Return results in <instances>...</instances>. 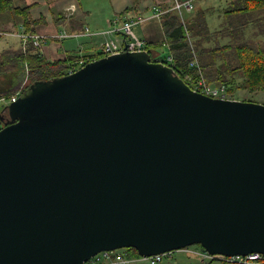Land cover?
<instances>
[{
  "label": "water",
  "instance_id": "water-1",
  "mask_svg": "<svg viewBox=\"0 0 264 264\" xmlns=\"http://www.w3.org/2000/svg\"><path fill=\"white\" fill-rule=\"evenodd\" d=\"M155 58L108 54L2 105L0 264L264 256V104L203 94Z\"/></svg>",
  "mask_w": 264,
  "mask_h": 264
},
{
  "label": "trees",
  "instance_id": "trees-1",
  "mask_svg": "<svg viewBox=\"0 0 264 264\" xmlns=\"http://www.w3.org/2000/svg\"><path fill=\"white\" fill-rule=\"evenodd\" d=\"M239 7L228 12L234 19L229 20L231 28H218L210 31L206 23V16L198 12L194 16H185V27L180 16L175 12H166L159 18L163 29V38L156 41H146L144 49L155 57L163 42L167 43L172 56L174 70L180 78L192 88L200 78V73L208 84H223L231 94L237 89L250 92L264 91V39L245 38L246 28H232L249 23H262L264 20V0H237ZM37 3L24 6L14 5L12 0H0V27L5 23L1 20L4 15L13 17L12 28L19 19L25 33L33 34L35 27L42 22V18L34 19L30 10ZM129 8L124 9L122 14ZM264 35V28L258 32ZM192 39V46L189 37ZM229 42L219 43L224 37ZM194 54L200 67L190 66ZM105 56L102 51L89 54H67L61 59H47L31 40L25 48H7L0 52V75L12 74L13 83L10 87L0 90V109L2 100L21 94L30 83L37 80L63 76L70 69L78 68L83 63ZM238 78L241 79L238 82ZM250 100L251 99H244ZM128 253L137 256L133 248Z\"/></svg>",
  "mask_w": 264,
  "mask_h": 264
},
{
  "label": "crops",
  "instance_id": "crops-1",
  "mask_svg": "<svg viewBox=\"0 0 264 264\" xmlns=\"http://www.w3.org/2000/svg\"><path fill=\"white\" fill-rule=\"evenodd\" d=\"M16 6H24L37 3L30 10V15L34 19L42 18V22L36 27L35 33L46 35L41 41L40 51L49 60L64 58L67 54H89L101 51L102 44L112 38L119 37V34L109 33V21L119 16H133L134 14L149 15V10L154 7L169 8L173 0H12ZM184 1V0H181ZM194 9L186 12V17L194 16L198 12H203L206 16L208 28H231L229 20L235 18L230 14V10L239 7L237 0H195ZM129 8L124 14V9ZM211 18L212 25L208 20ZM5 27L12 28L11 15L1 17ZM16 27L21 28L20 20ZM15 27V28H16ZM89 28L92 34H84L81 37L51 38V34L60 32L72 33L83 32ZM232 28H264L262 23H249ZM17 32V31H16ZM142 33L146 41H156L163 38V29L159 18L149 17L142 25ZM15 37V36H14ZM21 40L19 38L5 39L0 47V52L7 48H18ZM48 41H55L50 42ZM202 260V259H201ZM203 261V260H202Z\"/></svg>",
  "mask_w": 264,
  "mask_h": 264
},
{
  "label": "built area",
  "instance_id": "built-area-1",
  "mask_svg": "<svg viewBox=\"0 0 264 264\" xmlns=\"http://www.w3.org/2000/svg\"><path fill=\"white\" fill-rule=\"evenodd\" d=\"M195 0H173L172 5L167 8H159L154 7L152 8L151 14H134L133 16H124V18H119V16L113 18L109 21V33L119 34V37H115L105 41L102 44L101 51L105 54H112L116 52H122L124 50L128 51H138L144 49L145 46V37L142 33V25L149 17H156L160 18L166 12H175L177 13L185 27V13L192 11L194 9ZM89 28H85L83 32H72V33H65L60 32L59 34H51L49 37L51 38H64V37H81L84 34H92ZM2 34V32H0ZM22 40V47H25L28 40H31L36 47H40L41 41L45 38L46 35L40 33H33L28 34L25 33L24 30L19 35ZM189 38V42L192 46V39ZM163 45H167L166 42H163ZM126 46V49L124 47ZM156 61L163 62L171 67H174L172 56L170 53H167L165 57H156ZM80 66L83 64V60L80 61ZM79 66V67H80ZM190 66L196 67L200 73V67L198 61L196 59V55L194 54L193 60L190 62ZM77 69V68H75ZM75 69H70L68 73L73 72ZM198 83L193 87L194 89L198 90L199 92L206 94L211 97L215 98H230L227 96L226 93V86L215 85L210 86L202 77L200 73V78L197 80ZM18 95H14L9 99L2 100L1 103L8 104L12 101H15ZM2 124H0V129ZM179 251L191 253L192 251L188 248L179 249ZM195 252L202 260H218L223 261L227 264H264V256L260 253H250L246 255H233V256H226L224 254H209L203 248H197ZM171 252L166 253H159L151 256H133L128 253V248H120L114 250H103L95 254L91 257L87 262L84 264H136L138 262H142V264H160L165 255L170 254Z\"/></svg>",
  "mask_w": 264,
  "mask_h": 264
},
{
  "label": "rangeland",
  "instance_id": "rangeland-1",
  "mask_svg": "<svg viewBox=\"0 0 264 264\" xmlns=\"http://www.w3.org/2000/svg\"><path fill=\"white\" fill-rule=\"evenodd\" d=\"M82 5H83V0L81 1ZM146 13H150L146 12ZM186 15V13L184 14ZM20 20V18H19ZM20 22V21H19ZM209 24L212 25V20L211 18H209L208 20ZM13 22H11L12 24ZM21 24V22H20ZM18 25V23H17ZM13 27V26H12ZM111 28V26H110ZM214 29L216 28H210V31H214ZM261 28H246L244 31V37L245 38H260V39H264V35H260V33H258L260 31ZM23 30V26L21 25V28H7V27H0V32H2V34H0V47L3 44L4 40L9 38V39H13V38H19V40H21V37L19 36L20 33ZM17 31V32H16ZM15 36V37H14ZM52 41H48V43H50ZM55 42V41H53ZM52 42V43H53ZM229 42V38L226 36L222 39L219 40V43H226ZM15 45H20V47H22V40L20 41V43L18 44V40L15 41ZM25 48V47H22ZM169 53L168 50V46L167 45H162L161 47L158 48L157 53L155 56L161 58V57H165L166 54ZM241 79L238 78V82H240ZM13 83V76L12 74H4V75H0V90L2 89H6L8 87H10ZM198 83V81L195 82L194 85H196ZM210 85V84H209ZM216 84H211L210 86H215ZM217 85H221V84H217ZM227 89V87H226ZM227 96H229L230 98H235V99H239V100H244V99H251V101L254 102H259V103H263L264 104V91L262 90H258L255 92H250L246 89H237L235 90V92L233 93H229L228 89L226 90ZM200 245H190L188 248L190 249L192 252L188 253V252H183V251H179V250H175L172 251L170 254L165 255V257L163 258V260L161 261L160 264H227L223 261H218V260H201V258L195 254L197 248H200ZM202 248V247H201ZM136 264H142V262H138Z\"/></svg>",
  "mask_w": 264,
  "mask_h": 264
},
{
  "label": "flooded vegetation",
  "instance_id": "flooded-vegetation-1",
  "mask_svg": "<svg viewBox=\"0 0 264 264\" xmlns=\"http://www.w3.org/2000/svg\"><path fill=\"white\" fill-rule=\"evenodd\" d=\"M3 122H10V119H8L6 116L3 118V120H2Z\"/></svg>",
  "mask_w": 264,
  "mask_h": 264
},
{
  "label": "bare ground",
  "instance_id": "bare-ground-1",
  "mask_svg": "<svg viewBox=\"0 0 264 264\" xmlns=\"http://www.w3.org/2000/svg\"><path fill=\"white\" fill-rule=\"evenodd\" d=\"M155 57H157V56H155Z\"/></svg>",
  "mask_w": 264,
  "mask_h": 264
}]
</instances>
